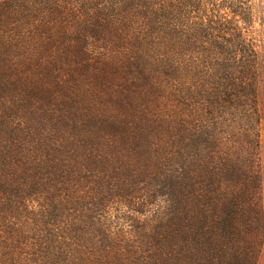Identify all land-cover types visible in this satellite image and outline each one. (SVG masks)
Wrapping results in <instances>:
<instances>
[{
  "label": "rangeland",
  "instance_id": "1",
  "mask_svg": "<svg viewBox=\"0 0 264 264\" xmlns=\"http://www.w3.org/2000/svg\"><path fill=\"white\" fill-rule=\"evenodd\" d=\"M253 7L246 34L264 46ZM161 14L151 36L70 43L43 73L0 85V264H232L202 258L184 230L168 239L185 215L172 180L229 159L245 171L249 155L242 121L193 86L198 13ZM260 53L253 165L264 185Z\"/></svg>",
  "mask_w": 264,
  "mask_h": 264
},
{
  "label": "trees",
  "instance_id": "2",
  "mask_svg": "<svg viewBox=\"0 0 264 264\" xmlns=\"http://www.w3.org/2000/svg\"><path fill=\"white\" fill-rule=\"evenodd\" d=\"M254 4L264 30V0H0V85L10 84L14 75L43 73L46 57L66 54L70 43L139 40L167 22L161 12L176 10L186 20L188 12H197L194 22L203 30L194 63L201 69L193 86L203 96L210 91L211 102H226L232 122L242 121L249 167L242 171L231 159L226 170L199 163L191 169L193 182L173 179L185 215L168 239L184 230L202 258L213 253L228 263L257 264L264 242V185L253 164L260 146L264 46L246 34V25L254 22ZM235 176L240 183L222 184L223 178L234 181Z\"/></svg>",
  "mask_w": 264,
  "mask_h": 264
}]
</instances>
